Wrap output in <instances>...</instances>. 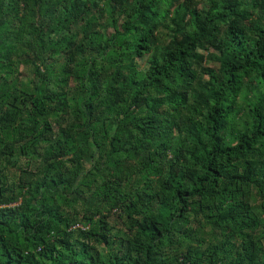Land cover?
<instances>
[{"label": "trees", "instance_id": "trees-1", "mask_svg": "<svg viewBox=\"0 0 264 264\" xmlns=\"http://www.w3.org/2000/svg\"><path fill=\"white\" fill-rule=\"evenodd\" d=\"M0 264H264V0H0Z\"/></svg>", "mask_w": 264, "mask_h": 264}]
</instances>
